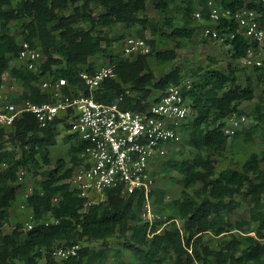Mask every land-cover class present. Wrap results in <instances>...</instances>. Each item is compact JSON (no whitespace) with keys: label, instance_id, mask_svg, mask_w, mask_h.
I'll return each instance as SVG.
<instances>
[{"label":"trees","instance_id":"16d2710c","mask_svg":"<svg viewBox=\"0 0 264 264\" xmlns=\"http://www.w3.org/2000/svg\"><path fill=\"white\" fill-rule=\"evenodd\" d=\"M152 1L171 30L167 38L181 41L195 36L199 22L193 15L197 9L193 0H183L179 20L169 17L174 0ZM207 1L200 0L205 22L209 20ZM218 1L234 11L255 7V0ZM73 3V12L66 15L61 12L70 7V0H0V82L10 72L24 86L22 96L14 100L52 102L51 93L43 92L33 82L54 75V70L67 79L70 87L97 102L112 104L122 98V109L136 111L149 106L154 91L161 94L189 81L191 89L185 95L191 103L192 120L181 129L187 136L184 143L195 152L191 158H167L161 163L156 174H178L174 181L182 191L179 198L167 201L166 191L156 188L151 196L160 220L150 223L142 216L141 195L124 197L118 190H108L105 201L87 205L68 183L85 144L74 134L66 136L64 141L71 145L70 165L65 159L54 160L51 150L58 144V126L64 123L69 130L71 124L58 119L42 128L35 115L25 113L11 128H0V264H98L109 257L111 249L95 251L81 247L77 256L58 262L53 256L55 245L65 242L62 248H69L84 239L104 241L114 236L123 240L122 249L113 253L117 264H264V151L252 153L241 170L233 167L218 170L219 158L229 145V137L223 131L228 116L236 113L252 117L254 124L235 136L252 145L259 133L264 144L263 108L258 105L251 112L241 109L244 102L256 98L255 80L247 75L245 86L240 85L242 71L233 64H228L226 71L198 67L191 70L189 77L174 67L157 79L150 58L159 63L174 61L178 57L176 47L157 51L155 41L147 40L151 48L147 55L126 58L109 51L122 39L110 36L117 26L135 28L137 37L142 39H146L148 30L153 35L158 33L157 22L145 14L148 0H73ZM94 7L102 12L96 14ZM12 23H20L21 40L12 34ZM216 29L221 36H235L226 40L233 60L239 62L247 56L251 45L238 34L235 21H223ZM22 40L38 45L46 56L38 74L11 67L20 53ZM97 56L114 66L117 79H106L91 91L80 74L82 71L93 74L103 67L91 62ZM252 70L257 80H264V71ZM69 90L66 88V94ZM23 168L31 170L36 178L42 177L39 188L26 200L36 225L24 232L23 226L17 224L10 235H5L3 228L17 199L19 173ZM241 196L250 198V217L233 223L231 216L241 207L237 201ZM48 216L58 223L49 226L39 223ZM223 235L231 238L218 248L211 247L206 240L208 236ZM125 252L131 254L133 262L124 260Z\"/></svg>","mask_w":264,"mask_h":264},{"label":"built area","instance_id":"2783aa9c","mask_svg":"<svg viewBox=\"0 0 264 264\" xmlns=\"http://www.w3.org/2000/svg\"><path fill=\"white\" fill-rule=\"evenodd\" d=\"M193 1L197 6L193 15L204 24V37L226 45V40L235 36H221L216 25L235 21L238 34L251 45L247 56L239 62L245 68L257 69L259 73L264 71V0H255V7L235 11L223 7L218 0H208L205 7L209 11V20L206 22L202 15L204 6L200 0ZM20 47L11 67L38 74L46 62L42 48L25 40L20 42ZM150 51L147 41L137 36H129L122 47L126 58L147 55ZM7 74L0 82V128H11L25 113L35 115L42 128L58 119H67L71 124L69 133L85 144L79 155V164L68 180L71 189L85 199L87 205L105 201L108 190H118L124 197L141 195L144 197L143 218L150 223L160 220L154 212L151 194L156 190V172L167 159L168 151L187 139L181 126L188 122L192 113L190 100L185 95L191 89V82L168 88L151 100L144 111H136L122 109V98L112 104L97 102L92 96L70 87L67 79L56 74L55 70L54 75L48 74L33 82L43 92L51 93L52 102H18L12 97L15 93L17 98L22 96L18 86L23 83L13 77L6 79ZM80 76L91 91L98 89L106 79H117L114 66L110 64L93 74L82 71ZM66 88L70 89L69 94H66ZM249 121L245 114H232L226 118L223 131L232 138ZM64 125L61 123L58 127L63 129ZM35 223L32 215L26 232L33 229ZM39 223L49 226L58 221L48 216ZM79 250V245L58 248L53 256L58 262H64L77 256Z\"/></svg>","mask_w":264,"mask_h":264},{"label":"rangeland","instance_id":"374dc122","mask_svg":"<svg viewBox=\"0 0 264 264\" xmlns=\"http://www.w3.org/2000/svg\"><path fill=\"white\" fill-rule=\"evenodd\" d=\"M182 4L183 0L172 1V9L169 17L179 20V8L182 7ZM74 6L73 0H70V7L66 11H62L61 14H71L73 12ZM94 10L98 15L102 12V9L99 7H94ZM145 14L154 19L157 22L159 28V31L156 35L151 34L150 30H148L145 40L155 41L157 51H167L176 47L178 53L176 60L166 63H159L154 57L150 58V65L157 79L167 75L174 67H179L182 73L189 77L191 70L197 69L198 67H212L221 71H226L228 64L237 65L242 71L239 73V84L245 86L247 75H250L255 80L256 84L255 100L252 102H244L241 105V109L245 112H251L255 107L260 105L264 111V80H257L252 69L245 68L240 62L233 60L231 58L230 47L224 45L223 43L204 37L202 27L203 23L197 24L199 29L192 39L173 41L166 37L171 33V30L165 23L164 15L157 11L152 0H148L147 12ZM82 27L87 26L82 24ZM12 34L16 35L17 38L21 40L22 37L20 23H12ZM110 36L114 38L122 36V39L116 42L113 48H111L109 51L111 54L124 56L122 53L124 41L129 36H137V34L135 28H126L124 25H121L111 30ZM90 60L91 62H96L97 65L104 66L108 64L107 60L101 56L91 58ZM11 77V73L8 72L6 79ZM9 83H11V80ZM18 89L19 92H24L23 85H19ZM157 96H159V92L154 91L152 98L155 99ZM17 97V93H15L12 98L16 99ZM191 120L192 118L189 117L187 121L189 122ZM253 124L254 119L251 117L250 121L244 128H249ZM69 135L70 133L68 129H66L65 125L63 129L59 128L58 144L52 148L51 152L54 160L57 161L58 159H65L70 165L69 149L71 145L64 141V138ZM255 140V144L248 145L242 139L237 138V136L229 138L228 149L219 158L218 170L221 171L229 167L241 170L245 161L252 153L261 154L264 151V144L261 141L259 133L255 135ZM184 142L173 146L168 151L167 158L178 160L191 158L195 151L187 146V144ZM165 160H163V162ZM53 167H55V163L53 166H51V168ZM177 176L179 175L176 173L156 174V188H161L166 191L167 201L176 200L181 195L182 187L174 181V178ZM41 180L42 177H34L31 170H28L27 168L21 169L18 181L20 188L18 190L17 199L13 203L10 210V218L3 228V233L5 235H10L17 224H21L23 226L24 232H26L25 228H27V224L31 223L32 216V210L27 205L26 200L28 195H30L34 189L39 188L38 183ZM237 201L241 204V207L231 216V221L233 223L239 220H248L250 217V198L247 196H241L237 197ZM179 224L182 226L181 221H179ZM25 236L26 235L23 237L25 238ZM230 238V235H223L220 237L208 236L206 240L209 241L211 247L218 248L221 242L230 240ZM122 244L123 240L118 236H114L104 241L100 240L91 242L87 239H84L80 241L78 245L80 248L87 247L95 251L111 249L112 252L110 253L109 257L101 259L98 264H117L113 253L118 249H122ZM64 245H66L65 242H57L55 249L62 248ZM123 258L127 262H133L132 256L128 252L124 253Z\"/></svg>","mask_w":264,"mask_h":264}]
</instances>
